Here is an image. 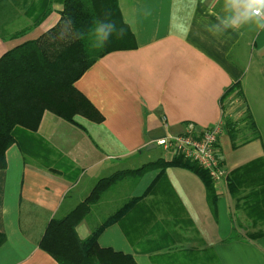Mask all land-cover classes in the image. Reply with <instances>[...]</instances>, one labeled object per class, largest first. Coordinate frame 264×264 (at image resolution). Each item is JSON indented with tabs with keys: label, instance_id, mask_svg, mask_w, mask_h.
<instances>
[{
	"label": "crops",
	"instance_id": "1",
	"mask_svg": "<svg viewBox=\"0 0 264 264\" xmlns=\"http://www.w3.org/2000/svg\"><path fill=\"white\" fill-rule=\"evenodd\" d=\"M39 1L0 2L4 22L26 25L0 43V56L59 21L62 0H49L50 13L32 26L28 13ZM118 3L136 47L106 54L76 82L104 121L77 116L78 126L46 111L32 155L18 144L6 152L7 167L0 169V232L6 236L0 264H59L39 247L48 222L67 215L100 179L159 158L171 160L176 154L158 139L191 124L201 129L221 122L220 99L234 83L241 84L242 95L232 98L225 114L237 123L236 137L232 141L225 126L222 161L230 173L264 157V29L254 23L225 29L220 21L231 15L225 0ZM214 188L216 199L210 201L202 179L185 167L128 175L103 194L77 231L88 237L139 197L100 234L101 246L131 254L138 264H264V234L252 237L264 231L263 211L256 219L239 199L248 189L233 197L226 179L223 188Z\"/></svg>",
	"mask_w": 264,
	"mask_h": 264
},
{
	"label": "trees",
	"instance_id": "2",
	"mask_svg": "<svg viewBox=\"0 0 264 264\" xmlns=\"http://www.w3.org/2000/svg\"><path fill=\"white\" fill-rule=\"evenodd\" d=\"M20 1L12 0L13 3ZM46 3L49 6L45 7ZM62 3L61 16L56 24L0 56V169L7 167L6 152L13 144H18L26 155H32L30 145L37 143L35 134L46 111L78 126L77 116L103 122V114L76 87V82L106 54L136 47L135 37L123 20L118 0H62ZM50 4L49 0L35 3L31 13H28L34 20L32 26H38L48 16ZM102 21L113 22L117 31L123 29V35L114 32L104 45L103 33L97 31ZM241 95V84L234 83L220 99L224 110L221 121L232 141L236 137L237 123L225 111L232 98ZM167 167L188 168L206 185L208 199H216L214 182L208 171L198 163L181 155H174L171 160L159 158L137 169L120 170L100 179L89 196L67 215L48 222L39 247L59 264H138L131 254L101 246L98 238L105 228L118 222L129 204L139 200V197L118 208L86 238L79 236L77 227L103 194L119 180L128 175L140 176L153 168H161L163 172ZM50 169L58 171L56 167ZM226 180L233 197L248 189L247 194L239 199H245L248 212L254 214V218H260V212L264 213V157L231 171ZM263 234L264 231H260L252 237ZM5 239L6 236L0 232V246Z\"/></svg>",
	"mask_w": 264,
	"mask_h": 264
},
{
	"label": "built area",
	"instance_id": "3",
	"mask_svg": "<svg viewBox=\"0 0 264 264\" xmlns=\"http://www.w3.org/2000/svg\"><path fill=\"white\" fill-rule=\"evenodd\" d=\"M222 121L198 129L193 124L183 133L168 134L158 139L157 144L165 150L198 163L206 169L215 185L220 178H227L228 171L219 150V137L223 131Z\"/></svg>",
	"mask_w": 264,
	"mask_h": 264
},
{
	"label": "clouds",
	"instance_id": "4",
	"mask_svg": "<svg viewBox=\"0 0 264 264\" xmlns=\"http://www.w3.org/2000/svg\"><path fill=\"white\" fill-rule=\"evenodd\" d=\"M225 5L226 11L231 13L220 21L225 29L228 27L238 29L248 23H254L257 28L264 29V0H225ZM216 27L219 28V25ZM97 31L103 33L104 45L114 32L123 35V29L117 31L113 22L102 21Z\"/></svg>",
	"mask_w": 264,
	"mask_h": 264
},
{
	"label": "rangeland",
	"instance_id": "5",
	"mask_svg": "<svg viewBox=\"0 0 264 264\" xmlns=\"http://www.w3.org/2000/svg\"><path fill=\"white\" fill-rule=\"evenodd\" d=\"M2 17H3V12H2V8L0 7V43H3L5 41L9 40V37H8L9 34L19 31L22 26H26V25L21 24V23H15L16 19H12L10 23H6V22H4ZM18 21H19V19H18ZM28 26H30V25H28ZM0 45H2V44H0ZM224 129H225V125H223L222 133L224 132ZM222 133H221V135H222ZM221 135H220V137H221ZM220 137H219V140H220ZM232 145H233V143H232ZM158 149L160 150V148H158ZM229 151H233V150L229 149ZM118 183H120V180ZM224 183H225V178L224 177L220 178V184L222 185V188L224 187ZM120 185L121 184H119V188L121 187ZM93 188H94V186H93ZM115 189L116 188H114L113 191H115ZM119 197L123 198V195H120ZM121 202L122 201L120 200L118 203H121ZM80 232L83 233V231H80Z\"/></svg>",
	"mask_w": 264,
	"mask_h": 264
}]
</instances>
